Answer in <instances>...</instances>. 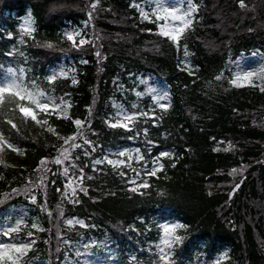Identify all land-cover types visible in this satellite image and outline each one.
<instances>
[{
    "label": "trees",
    "instance_id": "trees-1",
    "mask_svg": "<svg viewBox=\"0 0 264 264\" xmlns=\"http://www.w3.org/2000/svg\"><path fill=\"white\" fill-rule=\"evenodd\" d=\"M131 1L0 0V84L23 69L26 83L71 103L68 118L41 114L45 126L17 118L18 132L0 115L19 149L0 163V244L34 241L20 264H264V91L234 86L230 72L264 48V0H195L179 47ZM29 15L34 31L23 34ZM84 21L91 40L74 44L65 28ZM65 55L78 80L50 82ZM157 80L171 87L166 109L148 96ZM121 111L134 121L111 127ZM73 119L86 122L79 147L56 164L58 137L78 131ZM170 147L175 162L129 191L132 168Z\"/></svg>",
    "mask_w": 264,
    "mask_h": 264
},
{
    "label": "snow or ice",
    "instance_id": "snow-or-ice-1",
    "mask_svg": "<svg viewBox=\"0 0 264 264\" xmlns=\"http://www.w3.org/2000/svg\"><path fill=\"white\" fill-rule=\"evenodd\" d=\"M95 4L92 5L95 8ZM241 6H244L243 0H241ZM195 10V7L189 8L185 11L182 15H177V11L175 9L169 10L164 9V15H158L156 17L157 20L165 21L168 18H172L174 22L173 26L169 28L166 24H161L159 28L158 34L170 39L177 47H179L180 38L183 32L191 26L192 24V12ZM145 15V19H147V14ZM91 17V13H89ZM25 33L30 34L31 31L34 29H30L26 27L24 29ZM66 38L69 41H72L75 44V36L79 35V33H66ZM79 43L82 45L86 43L85 40L81 39ZM99 55V53H97ZM9 79H6L4 83L0 84V115L5 117L4 123L11 126V129L19 131L17 123L14 122L17 118L22 122H27L31 120L37 125L45 126L48 124V120L38 118L41 114L45 117L48 115H58L63 111L65 114L67 113L68 109H70L71 104L64 100L63 97L58 98L46 93L45 91L38 88L35 84V81H31L30 83L25 82L26 74L24 73L23 69H20L19 72L13 69H9ZM261 78L264 79V68L260 70ZM256 75L254 72H245L243 76L237 74L235 79L232 81L234 85H237V81L244 79L248 80L249 78ZM219 78V77H218ZM56 79L55 76L49 77L50 82ZM239 86V85H237ZM261 91H264V88H261ZM167 99V94H163L157 97V100ZM169 105L166 104H159L161 109H166ZM140 115L147 116V113H140ZM118 119L115 123H111V127H128L127 122L134 121L135 115L134 114H127L123 111L117 113ZM122 117V119L120 118ZM64 118V117H61ZM74 125L77 126L78 131L75 135L70 137H58L62 139L66 145H71L72 147H79L78 144H74V141L77 139L78 136L83 135L81 129L85 126V121L80 119H73ZM49 132L55 134V129L51 126L47 127L46 129ZM58 135V134H57ZM87 143V141H86ZM9 149L11 151H19L12 143L9 142V138H6L5 133L0 130V163H3L2 155L5 149ZM69 155V148L65 147L62 149L60 156L56 157L55 163L61 164L63 160L68 159ZM120 155H124V153H120ZM162 156H169L170 154L165 152L161 154ZM140 159H143L141 156ZM97 164L101 163V161L97 160ZM108 163H116L120 164L123 163L122 161L113 162L108 161ZM41 164H44V161H41ZM160 169H163V165H159ZM82 171V170H81ZM157 169H152L147 174L150 176L156 175ZM64 172L67 173L68 169L65 168ZM237 172L236 169H233V174ZM123 175V174H122ZM81 181L83 177L80 178ZM131 183L135 184V180H132ZM141 187H148L147 182H142L140 185ZM71 188V185H69ZM83 190V189H82ZM132 191H136V188L131 189ZM86 191V190H85ZM73 194H75V189H73ZM80 223V221H76ZM67 223L71 225L73 223L72 220H68ZM12 231H17V229H12ZM169 229H165L166 233H169ZM7 234V233H6ZM178 239V238H177ZM31 243H21V244H0V264H20L21 259L27 254V252L31 249ZM165 245L171 247V242L167 239L163 241ZM162 255L160 256L161 260L167 261L168 255L164 252V249H160Z\"/></svg>",
    "mask_w": 264,
    "mask_h": 264
},
{
    "label": "rangeland",
    "instance_id": "rangeland-1",
    "mask_svg": "<svg viewBox=\"0 0 264 264\" xmlns=\"http://www.w3.org/2000/svg\"><path fill=\"white\" fill-rule=\"evenodd\" d=\"M165 1H166L165 3L170 6V10H173L174 9L172 7L173 0H165ZM131 5L139 12L140 16L143 19H145L144 14H147L146 20L156 19V17L158 15H164L163 10L165 9V7L163 5L162 6L159 5V7H158L157 4L153 0H132ZM175 6L176 7L180 6V3H175ZM193 6L195 7V10L192 12V16H191L192 24L194 22V19H195L197 12H198V10H197L198 6H197L196 1L195 0H185L184 5L182 6V8H183L182 13H184L185 11H187L189 8H191ZM156 21H158V23H159L158 24V32H159V28H160L161 24H166L169 28H171L174 23H178V22H174L172 18H168L165 21H160V20L156 19ZM192 24L190 27H188L183 32V34L188 29H190L192 27ZM26 27H28L30 29H34V27H35V21L31 15L25 17L21 22L20 28H21L23 34H27L24 31V29ZM77 32L79 33V35L75 36V44H80L79 41L81 39L85 40L86 43L90 42L91 36L88 34V31H87V22L84 21L79 25H75V24H71V23L67 24V26L65 28V34L66 33H77ZM183 34H182V36H183ZM182 63L185 66H189L190 58L188 57L187 53L184 55ZM262 68H264V48L255 49L250 53H243L238 58H236L235 60H232L230 62V72L232 75V81L235 79L237 74H240L241 76H243V74L245 72H254V73H256V75L249 78L248 80L241 79V80L237 81V85H239V86L234 85V84L233 85L236 87H250V88H259V89L264 88V79L261 78V74H260V70ZM49 73H50V77L55 76L56 79H58V78H63V79L72 78L75 81L78 80L77 64L68 55L63 56L60 61L53 64L49 69ZM9 78H10V76L7 75L6 79H9ZM46 93L55 96V94H53V93H50L47 91H46ZM165 93L167 94V99H163V100L158 101L157 97H159ZM148 96L151 98L153 104H155L158 108H160L159 104H161V103L166 104V105H170L171 88L164 81L157 80L155 83L150 84V86L148 88ZM64 100H66L70 103V101L68 99L64 98ZM58 102H59V99H58ZM69 113H70V109H68L66 114L63 111H61L59 116L64 117V118H68ZM75 142L76 141H74V143ZM65 147L69 148V151L72 148L71 145H66L63 148H65ZM62 149H61V151H62ZM61 151H60L58 156H60ZM65 160H63V163ZM41 264H47V262H41ZM89 264H91V263H89Z\"/></svg>",
    "mask_w": 264,
    "mask_h": 264
},
{
    "label": "built area",
    "instance_id": "built-area-1",
    "mask_svg": "<svg viewBox=\"0 0 264 264\" xmlns=\"http://www.w3.org/2000/svg\"><path fill=\"white\" fill-rule=\"evenodd\" d=\"M165 152L169 153V154H170L169 156H173V155H175V153H174L173 150H167V151H165ZM165 152H164V153H165ZM161 154H162V153H161ZM161 154L155 158L154 162H153L152 165H151L150 171H151L152 169H157L156 172L162 170V169L159 168V165H161V164L163 165V168H164V163H163V161H162V158H163L164 156H162ZM132 180H135L136 183H135V184L131 183ZM138 180H139V179H138V174H135V175L132 176V178L130 179L131 188H138V187H139V185H138Z\"/></svg>",
    "mask_w": 264,
    "mask_h": 264
},
{
    "label": "bare ground",
    "instance_id": "bare-ground-1",
    "mask_svg": "<svg viewBox=\"0 0 264 264\" xmlns=\"http://www.w3.org/2000/svg\"><path fill=\"white\" fill-rule=\"evenodd\" d=\"M157 6L159 7V5H163L165 7V9H169L170 10V6L167 5L165 2V0H153ZM184 1L185 0H173V4H172V7L177 11V15H182V11H183V8L182 6L184 5ZM175 3H180V6L176 7L175 6ZM158 9V8H157Z\"/></svg>",
    "mask_w": 264,
    "mask_h": 264
}]
</instances>
